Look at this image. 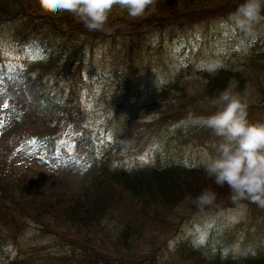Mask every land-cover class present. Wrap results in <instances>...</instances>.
I'll return each mask as SVG.
<instances>
[{
	"label": "rangeland",
	"instance_id": "1",
	"mask_svg": "<svg viewBox=\"0 0 264 264\" xmlns=\"http://www.w3.org/2000/svg\"><path fill=\"white\" fill-rule=\"evenodd\" d=\"M233 10L211 20L180 23L175 19L139 27L135 22L107 24L100 36L75 40L84 49L80 107L84 133L77 138L70 122L54 129L61 139L54 159L48 156L49 141L40 145L24 135L25 130H46L55 122L54 106L41 103L36 91L45 87L65 97L69 82L61 89L63 74L55 68L45 72L38 84L23 82L22 71L34 69L38 75L41 69L40 50L25 46L27 40L22 38L32 33V26L25 23L32 21L29 17L0 19V195L7 186L18 189L27 201L20 202L23 213L5 209L1 216L0 243L7 254L17 259L22 251L23 264H51L52 257L65 258L75 250L72 240L79 238L83 246L99 250L94 254L99 264H197L195 259L184 262L175 255L178 244L191 239L201 248L204 263L210 264L218 253L242 257L264 247V207L247 201L237 206L228 187L216 185L209 177L201 190L211 187L217 198L204 207L187 200L165 209L157 196L147 194L146 204L120 185L116 188L122 194L113 199L108 187V208L94 222L82 223L83 232L67 219L60 202L95 183L97 164L106 155L112 169L125 173L176 162L204 169L203 162L215 154L219 142L198 123L199 117L216 110L212 104L216 96L204 91L206 64L218 63L217 70L239 69L247 82L238 90L246 95L248 119L264 122V70H256L251 61L258 56L264 65V21L250 35L231 21ZM37 29L39 39L62 43L49 25ZM135 29L145 34L131 42L139 35ZM192 102L196 107L188 109ZM11 111H18V118ZM172 111L179 116L169 118ZM28 174L38 180L34 179L37 188L22 184ZM37 196L45 202L40 212L32 208ZM125 223L130 225L121 236ZM215 224L217 229H211ZM215 231L216 240L208 242ZM69 259L56 264H71L73 258Z\"/></svg>",
	"mask_w": 264,
	"mask_h": 264
},
{
	"label": "trees",
	"instance_id": "2",
	"mask_svg": "<svg viewBox=\"0 0 264 264\" xmlns=\"http://www.w3.org/2000/svg\"><path fill=\"white\" fill-rule=\"evenodd\" d=\"M231 1L233 0H155L154 6L139 17L129 16L125 10L116 7L113 9L108 22L127 19L135 22L139 27V24L141 26L152 25L154 23L165 25L175 19H178L180 23L193 20H211L221 16L225 10H230V13L232 9L235 11L239 4L234 3L233 8L230 9L228 7ZM53 3L54 0H52V4ZM4 17H29L28 19L32 21L31 24H29V21H25L27 26L31 25L33 28L30 34L31 37L29 36L30 39H28L29 37L26 38L28 36L27 34H23L22 38H25L29 44L36 42L34 46L38 47L41 51V57L37 63L41 66V69L38 75H36V70H28V79L32 82L35 80L38 84L42 81V75L45 72H54L55 68L57 74H63V76L60 77V82L58 81L61 89L64 88L66 82H69L65 97L59 98L57 94H51L49 89L45 87H42L40 91H36L39 101L44 104L50 102L57 107L53 113V116L59 120L57 127H59L66 118L69 120H79L81 115L83 116V111L80 108V92L83 83V72L81 71L84 49L82 45L75 44L74 41L83 36H100V30H87L83 23L75 16L66 11H60L52 6H48L44 3V0H0V19ZM41 21L47 23H41ZM32 24L36 26L34 27ZM38 25H49V28H52L51 30L61 37L62 43L47 42L39 39L38 37L40 34L38 35L37 32ZM141 32L140 29H135L134 33L139 35H134L130 41L133 42L141 38L145 34L144 32L141 34ZM70 44H72V46H68ZM34 46L32 45L31 47ZM259 58L258 56H253L251 61L255 65L256 70H264V65L260 62ZM25 78H27V76H25ZM203 78L205 80L204 91L212 96H217L221 90L227 87L230 80L238 81V89L247 86L244 74L235 67H224L215 72L207 71L203 74ZM128 80L129 77L127 76L126 83H128ZM47 97H50V99H45ZM189 104L190 106L188 109L196 107L194 106V102ZM173 113V111L168 113L172 114L169 118H176L179 116ZM63 114L65 116H63ZM37 130L39 132H34L33 134L40 135L53 132L48 127L44 132H41L40 129ZM104 163L105 162L101 163L102 167L99 170V174L96 175L95 183L90 184L91 187L89 189L76 196L64 197L60 201L64 207L63 213L66 214L67 219H69L71 223L75 225V228H78L81 232L85 231V228L81 227L82 223L94 222L95 218L103 214L104 208H108V187L110 188V194L113 199L119 198L122 194L121 191L116 188L120 185L124 187L136 201L140 199L147 204L148 200L145 196L151 194L152 196H157L163 208L172 209L170 207H179L183 201L188 200L189 203L195 202V197L202 192L203 182H205L208 177L204 169H191L182 162H176L167 167L149 168L147 173L143 176H141L142 171L136 173L115 171L105 166ZM201 171L204 172L202 173ZM28 176V179H23L22 184L24 187L28 189L37 188L39 186L38 180L32 174H28ZM101 180L103 181L100 182ZM4 194L6 199L10 200V197L13 196L15 201L10 200L14 205H6L0 201V220L5 209L14 213H19L23 206V204L20 203L21 200L27 204L25 198L23 199L24 194L18 189L13 190L10 187L5 188ZM44 203L45 202L40 199L39 196L35 197V202L32 205L33 210L35 212H40ZM23 208L25 207L23 206ZM21 213H23V211H21ZM128 222L130 223V221ZM129 225L130 224L125 223L122 234H120L121 236L127 233L126 231ZM211 229L216 230L217 226H212ZM211 229L210 231L212 233ZM217 232L218 231L213 232L208 242L215 238ZM88 236H91V232H89ZM66 238L67 237H65V239ZM72 243L76 245V250H70L65 256L67 259L74 257L76 260L80 259L81 263L77 262L76 264H99V258L94 256L96 250H98L95 246H83L79 238L73 239ZM5 250L4 246L0 243V264H23L21 259L24 254L22 251H18L17 254L19 256H17V259H14L7 254ZM72 252H74V254H72ZM175 255L184 262L195 259L197 264H205V256L201 248L190 239H186L178 244ZM191 264L194 263L191 261ZM210 264H264V247L256 251L246 252L242 257H234L232 255L223 257L218 253Z\"/></svg>",
	"mask_w": 264,
	"mask_h": 264
},
{
	"label": "clouds",
	"instance_id": "3",
	"mask_svg": "<svg viewBox=\"0 0 264 264\" xmlns=\"http://www.w3.org/2000/svg\"><path fill=\"white\" fill-rule=\"evenodd\" d=\"M154 4L155 0H54L51 6L72 14L87 30L98 31L105 29L116 7L139 17ZM230 19L246 33L255 34L256 25L264 21V0H243ZM205 67L215 72L220 65ZM212 104L216 110L198 118L201 126L219 138L215 154L203 162L207 176L220 187L226 185L237 206L247 201L264 207V122L248 119V102L238 90V81L230 80ZM216 198V191L208 187L195 197V203L204 207Z\"/></svg>",
	"mask_w": 264,
	"mask_h": 264
},
{
	"label": "snow or ice",
	"instance_id": "4",
	"mask_svg": "<svg viewBox=\"0 0 264 264\" xmlns=\"http://www.w3.org/2000/svg\"><path fill=\"white\" fill-rule=\"evenodd\" d=\"M44 3H46L48 6H51L52 5V0H44Z\"/></svg>",
	"mask_w": 264,
	"mask_h": 264
}]
</instances>
